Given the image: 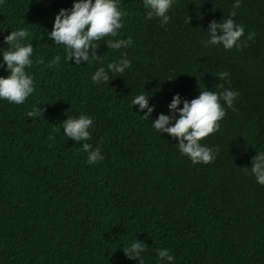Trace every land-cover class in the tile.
Returning <instances> with one entry per match:
<instances>
[{
  "label": "trees",
  "instance_id": "obj_1",
  "mask_svg": "<svg viewBox=\"0 0 264 264\" xmlns=\"http://www.w3.org/2000/svg\"><path fill=\"white\" fill-rule=\"evenodd\" d=\"M72 3L0 0V48L22 27L34 49L26 67L33 93L21 104L0 99V264H139L122 248L134 238L146 243L143 264H169L158 248L170 250L171 264H264V185L247 168L264 151V0H241L233 19L245 34L240 48L227 50L203 41L209 21L227 17L233 0H174L166 25L146 16L142 0H120L123 27L97 41L102 61L80 65L47 36ZM129 37L128 48L105 43ZM57 54L60 63L49 67ZM122 54L130 67L93 83L95 68ZM219 85L239 94L201 141L219 149L216 158L193 164L151 119L168 114L174 93L191 99ZM141 92L155 105L150 117L131 104ZM34 104L41 115L29 117ZM81 113L94 127L77 142L61 122ZM84 142L104 159L88 164Z\"/></svg>",
  "mask_w": 264,
  "mask_h": 264
},
{
  "label": "clouds",
  "instance_id": "obj_2",
  "mask_svg": "<svg viewBox=\"0 0 264 264\" xmlns=\"http://www.w3.org/2000/svg\"><path fill=\"white\" fill-rule=\"evenodd\" d=\"M174 0H142L143 7L147 10V17H157L161 25H166L169 20V10ZM120 0H73L70 8H60L56 13L52 29L47 36L52 38L56 45H64V60H74V64L80 65L81 61L92 63L100 62L103 54L98 55L97 49L101 41L108 35L117 36V30L123 27V17L127 12L119 7ZM241 0H233L232 9L227 17L220 20L209 21L207 29V45L220 44L224 49H231L234 46L241 47V37L245 34V26L236 23L233 17L236 16V9L240 6ZM191 17L188 16L187 23ZM28 36L25 28L11 30L4 37L7 50L0 48V67H4L7 75H0V99L16 104L23 103L34 91L33 75L26 71L33 64V44L24 43ZM254 32L247 33V39H252ZM108 48H128L132 40L107 39ZM91 49V53L90 50ZM61 61L59 54L52 57L48 62L49 67ZM39 62H43L42 58ZM130 67V61L122 54L116 61L109 62L106 66L102 63L95 68L91 74L93 83L109 82L110 73H124ZM221 80L229 76L227 71H220L216 74ZM170 79V78H169ZM221 91L212 89H201L199 94L191 99L182 98L180 93H174L168 103V114L160 112L155 119H151L152 127L159 133H167L176 139V145L181 154H185L195 163H209L216 158L218 148L209 147L201 141L209 134L217 131L220 127L219 121L225 116L226 107H232L238 91L231 88H224ZM132 105H139L137 112H143V116L150 117L155 105L150 104V95L141 92L133 97ZM182 104V106H180ZM146 109V111H144ZM41 108L32 105L27 111V116L35 117L41 115ZM63 134L73 140L87 141L91 136L90 128L94 127L93 118L90 115L81 113L79 116H67L61 122ZM53 139V137H49ZM82 149L87 152V163L94 164L104 159L101 148L84 142ZM91 149V150H90ZM252 161L250 169L255 176L257 183L264 185V151L250 157ZM129 258H139V264H143V253L146 250V243L134 238L130 244L122 247ZM158 260L167 261L169 264L174 261V256L168 248L157 249Z\"/></svg>",
  "mask_w": 264,
  "mask_h": 264
}]
</instances>
